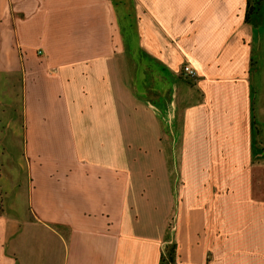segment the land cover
<instances>
[{
  "label": "crops",
  "instance_id": "obj_1",
  "mask_svg": "<svg viewBox=\"0 0 264 264\" xmlns=\"http://www.w3.org/2000/svg\"><path fill=\"white\" fill-rule=\"evenodd\" d=\"M245 7L0 0V264H159L173 209L176 264H264V17Z\"/></svg>",
  "mask_w": 264,
  "mask_h": 264
},
{
  "label": "trees",
  "instance_id": "obj_2",
  "mask_svg": "<svg viewBox=\"0 0 264 264\" xmlns=\"http://www.w3.org/2000/svg\"><path fill=\"white\" fill-rule=\"evenodd\" d=\"M263 0H246V7L244 13V19L246 22L251 21L253 14L260 10ZM166 126L162 128L161 140L164 144L165 153L167 154L169 167L171 169L172 178L175 180V188L178 185V166H177V157L172 152V141L178 143V137L181 133L182 125V110L180 107H177L174 117L170 120H163ZM173 172V173H172ZM176 191V190H175ZM159 264H176V243L174 240V209L170 215L168 224H167V233L164 240V245L160 255Z\"/></svg>",
  "mask_w": 264,
  "mask_h": 264
},
{
  "label": "rangeland",
  "instance_id": "obj_3",
  "mask_svg": "<svg viewBox=\"0 0 264 264\" xmlns=\"http://www.w3.org/2000/svg\"><path fill=\"white\" fill-rule=\"evenodd\" d=\"M117 10H118V13L121 12V14H122V12L124 11V8H123V6H121V4H119L118 7H117ZM258 12L253 14L251 19L252 20L254 19L257 23H260V21L263 20V17H264V0H263V2L261 4L260 12L259 13ZM119 18H120V14H119ZM128 20H130L129 17L127 18V20H123V18L121 20V23H122L121 25L125 26V28L127 30H129L128 26L126 24L128 22ZM8 29H9V24L7 22H0V42H7L8 36H9L8 35L9 34V30ZM2 46H4V45H1V47ZM255 49H257V48H255ZM260 63H264V52L262 51L261 58H259L257 53L254 52V54H253V66H252V79H255L256 76L258 75V73L260 75H262V71L257 72V68L260 66Z\"/></svg>",
  "mask_w": 264,
  "mask_h": 264
},
{
  "label": "built area",
  "instance_id": "obj_4",
  "mask_svg": "<svg viewBox=\"0 0 264 264\" xmlns=\"http://www.w3.org/2000/svg\"><path fill=\"white\" fill-rule=\"evenodd\" d=\"M182 72L185 74L186 77L191 78V79H195L197 75L196 70L189 64L183 65Z\"/></svg>",
  "mask_w": 264,
  "mask_h": 264
}]
</instances>
